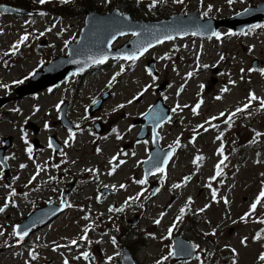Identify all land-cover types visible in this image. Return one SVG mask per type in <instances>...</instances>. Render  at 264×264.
I'll return each instance as SVG.
<instances>
[{
    "label": "rangeland",
    "instance_id": "374dc122",
    "mask_svg": "<svg viewBox=\"0 0 264 264\" xmlns=\"http://www.w3.org/2000/svg\"><path fill=\"white\" fill-rule=\"evenodd\" d=\"M130 1L127 4L141 17L156 13L163 7L159 3H165L170 12H179L185 6V11L208 12V16L217 20L232 17L261 0H234L231 5L227 0H184L182 4L173 0H157L152 8H149L152 0ZM16 2L33 11L30 15L32 19L25 18L26 15L0 14V85L40 69V60L46 63L57 54L65 53V41L77 39L83 26L84 10L89 7L80 8V0L68 4L61 3V0H47L43 5L38 0ZM86 2L104 10V7H110L112 0L109 3L106 0ZM48 29L51 30L46 31ZM224 29L219 30L222 35L229 32ZM244 33L247 34L224 35L219 40L188 37L165 43L128 70L124 68L123 72L113 64L101 66L86 77L81 89L72 94L64 93L61 87L51 93L42 90L35 97L27 95L15 100L11 99L15 94L8 93L10 99L1 109H19L13 115H0V137L11 136L13 141L9 157L14 168L8 180L1 177L0 172V207L5 205V200L8 203L5 211L0 213V230L4 232L0 236V264H64L65 260L68 264H87L88 260L81 255L84 253L82 248L88 244L93 264H119L123 246L131 250L136 264H157L171 251L172 238H167L168 229L172 226V219L180 215V209L186 205L185 214L171 234L195 237L200 244V249H196L200 257L183 262H175L168 257L162 264H256L263 239L253 237L260 228L256 218L264 214V198L246 222L240 217L249 212L250 205L264 188V162L255 163L252 151H249V154L240 157L243 160L239 164L231 163L233 169L231 165L225 167L221 173H225L224 177L220 175L215 180L209 179L215 175L217 163L224 159L230 146H244L249 135L241 125L230 128L226 124L219 125L220 113L226 109L232 113L237 107L242 108L249 103L250 93L264 99V72L260 71L264 69V27L248 29ZM24 34H28V40L12 54L13 44ZM124 40H117L112 46ZM164 56L170 58L160 59ZM150 58L155 60V75H150L147 69L146 62ZM254 59L261 69L250 66ZM204 65L208 67L196 72ZM116 73L120 74L115 76ZM188 73L192 75L189 77ZM72 80L75 85L82 82L76 78ZM164 81L167 84L157 91L156 86ZM71 85L70 82L68 86ZM106 87L110 96L101 109L89 115L88 107L103 94ZM223 88L228 91L221 92ZM5 89L0 87V96L6 97ZM158 96L171 108V120L159 130V143L161 146L175 145L179 138V147L168 169L146 179V183L141 185L136 181L143 179L141 164L148 154L151 138L138 143L135 136L141 123L134 120ZM217 96L221 98L216 99ZM61 98L68 101V111L69 107L71 109L68 115L79 125L72 139H69V131L55 121L59 111L53 106ZM129 100H132L131 104ZM121 104L124 107H118ZM197 104L199 108L194 114L192 108ZM177 105L181 106L180 109L173 112ZM246 111L249 116L240 122L248 124L254 130L255 138L264 142V129L261 127H264V108H261L260 100L251 101ZM237 115L241 117L240 113ZM212 117L217 119L211 121ZM97 121L101 123L99 131L95 130ZM206 121L210 123L206 124ZM45 124L48 126L45 127ZM214 124L217 125L216 133L209 128ZM198 125H204L207 130L198 128ZM113 128L116 132L112 131ZM23 132L29 140L36 136L43 145H30L43 166V169H36L42 170L41 173L34 171L32 163L25 158L27 144ZM220 132H224V136L216 140ZM52 133L63 145L56 153L52 148L44 147L47 135ZM195 133L198 134L193 140ZM256 133L261 135L256 136ZM223 141L228 148L223 146V155H220L217 150ZM261 153L264 154V151ZM113 156L117 157L115 161ZM197 156L203 159L193 164ZM121 160L123 164L119 163ZM21 164L25 167L21 168ZM185 177L191 179L184 181ZM72 180L75 183L68 190L70 198L65 210L43 227L32 231L25 239L27 243L12 245L13 224L48 201L59 202L61 189ZM121 184L125 187L120 188ZM155 184H162V190L150 197V190ZM174 184H181V187L173 188ZM108 187L112 189L107 190ZM13 189L15 195L10 196ZM212 189L217 192L216 200L211 197ZM205 205L209 207L204 212L196 213ZM135 216L137 221L131 224ZM156 220L160 223H155ZM90 224L92 227L87 232V240H82L83 230ZM111 236H116L115 244ZM244 238H247L246 244L241 243ZM72 240H76L77 245H71ZM57 245L60 247L57 248ZM30 251L35 252V259L29 256ZM206 251L212 255L206 257ZM108 257H112V263Z\"/></svg>",
    "mask_w": 264,
    "mask_h": 264
},
{
    "label": "water",
    "instance_id": "95a60500",
    "mask_svg": "<svg viewBox=\"0 0 264 264\" xmlns=\"http://www.w3.org/2000/svg\"><path fill=\"white\" fill-rule=\"evenodd\" d=\"M0 8H4V7L0 5ZM247 9H249L247 13L241 11L239 12L241 13L240 15L236 14L233 15L232 17L221 20H214L212 18L202 19L201 17H198V12H191L186 15L182 13L172 14L168 18H165L163 20H158L155 22H151V21L138 22L136 20H132L130 19L127 13H123L121 16V13L117 9H114L111 12H107L104 14H98L91 10H87L84 20V25L81 28L78 39L75 42L68 45V54L66 56L60 55L56 57L53 61H51L48 65L44 66L41 71H39L35 76L32 77L34 79L31 80V84H29L27 87H30L36 81H38L36 77L39 76L40 74H43V76L40 79L44 78L45 80L40 82L39 84H35L34 86L30 87L27 91H24L23 93L26 94L28 92L29 93L34 92L38 90V88H42L47 85L58 83L63 78H66L67 76L71 75V73L75 72L78 67H83V62L86 61L88 57H98L99 55L103 54L106 55L108 58H116V57L122 58L124 53L132 52L138 46L139 43H144L151 40L153 45L157 44L155 43L154 40L151 39V37L148 34L141 31L145 27L156 30L157 34L167 30L166 34H170L175 38V37H183L185 35L197 32L198 28L202 23H206L210 25L212 30H216L218 26H224L235 29V31L242 32L246 27L264 21V1L258 2L255 6L248 7ZM123 17H127V20L124 22L125 26L117 25L116 21L122 19ZM127 25H130L131 27H128ZM117 30L122 31L125 34L132 33L133 31L140 32L141 34L139 36H133L122 46L113 49L111 48V45H108L107 40L110 39L111 35H113ZM177 30L181 31L182 34L177 35L176 34ZM196 36L206 37L208 36V34L207 33L203 35L197 34ZM119 37L120 36H117L116 39ZM70 60H79L82 63L81 64L69 63L68 61ZM91 65L93 64L89 61V66ZM148 66L152 70V64H150V62L148 63ZM88 67L85 68L84 71L79 72V74H83L86 71V69H88ZM105 99L106 96H103L95 104H93L90 109V113L100 109L102 102ZM158 104L161 106L160 100H158L154 106ZM154 106H152L151 108H153ZM167 109L168 108L165 107L163 109V113L161 114L168 116ZM154 110L155 108L152 109L151 111ZM150 117H151L150 115H146V117L144 115L141 118V120H144V125L142 127V130L138 134V138H144V136L147 133L146 126L148 124L152 125V132H153L154 119L153 118L150 119ZM60 121L67 128H72V125L70 124V122L67 121V119H65V117H62ZM96 129L99 130L100 126L97 127ZM56 147H58V145H56ZM3 150H4L3 148L0 149V161H3L4 163ZM171 150L172 149L170 147L160 148L157 142L154 143V147L150 148L149 150V157L143 162L144 176L146 179L156 174L154 166L162 163L161 160L156 159L157 154L160 157H163L165 153ZM150 157L152 158L151 160ZM166 165H164V168L166 167ZM157 189H159L160 191V187H154L150 194L155 195L157 192H159L156 191ZM62 209H63V204L58 206L47 204L44 207L38 208L33 212H31L24 219L23 222L18 224L19 228L17 230L27 231L28 234H30L33 229L41 227L46 223H48L53 218H55L61 212ZM136 221H137V217L135 216L134 219L130 221V223L134 224ZM34 222H35V226H33ZM189 245L192 244L188 240L182 238L180 235L174 236L173 250H177L180 246H189ZM194 255L195 253L193 251V254L191 256H188L186 254H181L173 257L174 260L191 259L194 258ZM121 264H135L132 256L130 255V253L126 248H122Z\"/></svg>",
    "mask_w": 264,
    "mask_h": 264
},
{
    "label": "snow or ice",
    "instance_id": "6c2138e0",
    "mask_svg": "<svg viewBox=\"0 0 264 264\" xmlns=\"http://www.w3.org/2000/svg\"><path fill=\"white\" fill-rule=\"evenodd\" d=\"M39 4L43 5L47 2V0H38ZM68 0H61V3H67ZM106 2H110V0H106ZM174 3H178V4H182L184 2V0H173ZM227 2L231 5L234 0H227ZM157 3V0H152V3L149 5V8H152V7H155ZM211 10V5H209V11ZM244 13H247L249 11V9H244L243 10ZM41 15H44V13H40ZM241 13H237V15H240ZM204 16H208V12H204L203 13ZM122 16V14H121ZM127 20V17H123L122 19L120 20H117L116 21V24L117 25H120V26H125L124 22ZM55 25H53L54 27ZM128 27H131L130 25H127ZM258 27H264V25H261V24H256V25H252L251 28L249 29V31L255 29V28H258ZM51 29H48L46 31H50ZM142 32L148 34L152 40L155 41V43L159 44V43H163L164 40H172L174 37L170 34H166L167 30H165L164 32H160L159 34H157V31L156 30H153V29H150V28H147L145 27L144 29L141 30ZM208 34V38L209 39H212L213 37H215L217 40H219L222 36V33H220L219 31H215V30H212L210 25L206 24V23H202L200 25V27L198 28L197 32H194L192 33L193 35H197V34H200V35H203V34ZM125 33L122 32V31H115V33L113 35H111V38L107 40V43L108 45H111L112 41H114L116 39L117 36H122L124 35ZM141 33L140 32H135L133 31L132 32V35L133 36H139ZM177 35H180L182 34L181 31L177 30L176 32ZM237 33L229 30L228 33H225L224 35H236ZM243 34H247V33H243ZM41 36L44 35L43 32L40 33ZM28 34H24V35H21L19 41H17L15 44H13L12 46V54H15L16 51L18 50V47L20 44L24 43L26 40H28ZM153 46L151 40L147 41V42H144V43H139L138 46L130 53H124L122 58L126 61H132V62H135L137 59H139L140 56H143L145 52L148 51L149 48H151ZM65 47H68V41H65ZM8 53H5V55H7ZM108 57L106 55H99L98 57H88V59L86 61L83 62V67H78L76 69L75 72L71 73V75H76L77 73L79 72H82L84 71L85 68H87L89 66V61L92 63V64H102L105 62V60L107 59ZM170 57H167V56H164V57H161L160 59H168ZM221 59H223V57H221ZM69 63H73V64H81L82 62L79 61V60H70L68 61ZM203 67H208L207 65H204ZM253 69H249V71H252ZM121 72L124 71V67L121 66V69H120ZM149 71V74L151 75V69L148 70ZM241 71H244L243 69ZM260 71L264 72V69H261ZM120 73H116L115 76H118ZM30 76H34L35 75V72H32L29 74ZM189 77L192 75V73H188L187 74ZM115 76H113V80H115ZM27 79V77L25 78ZM153 79H156L155 76H153ZM24 81L23 80H19V81H14V83L16 84H21L23 83ZM111 82L112 81H109V86H111ZM229 83H234L233 81H230ZM0 87H7V85H0ZM201 87H204L203 85ZM49 92L52 91L51 88L48 89ZM228 91L227 88H223L221 89V92H226ZM142 94V93H141ZM140 95V94H138ZM177 95H179V92L177 93ZM137 97H133V99H136ZM221 97L220 96H217L216 99H220ZM260 100V106L261 108H264V99H260L258 97L255 96L254 93H250L249 94V103H246L243 105V107H237L235 109L234 112L230 113V114H227V118L225 120V123L227 124V126L230 128L232 126V122L234 120V118L236 117L237 114L239 113H242L244 112L245 110H247L250 106V103L251 101H254V100ZM97 101L96 100H93L92 103L95 104ZM63 103V101H61L60 103L56 104L55 107L57 108V110L60 109V104ZM129 104L132 103V100H129L128 101ZM118 107L122 108L124 107L123 104L119 105ZM180 105H177L176 107H174L172 109L173 112H176L178 109H180ZM184 107H187V105H185ZM199 108V104H197L195 107L192 108V112L195 114L197 113V110ZM148 115H150L153 119H154V127H153V143L157 142L158 139H159V133L156 131V129L160 126H162V124L165 122V121H170L171 120V117L170 116H165L163 114H161L160 112L158 111H151L150 113H148ZM226 114L225 113H220V116L221 117H224ZM217 119L216 117H212L210 118V120H215ZM206 124H209L210 121H206L205 122ZM48 125L45 124V127H47ZM214 127V125H211ZM77 128H79V125L76 126ZM198 128H204V125H198L197 126ZM204 130L206 131L207 129L204 128ZM113 132H116V129L113 128L112 130ZM69 133H70V136H69V139H72L74 137V133L72 132V129H69ZM198 133H195L194 136H193V140L195 139V135H197ZM261 134L260 133H256V136H260ZM224 136V132H220V134L216 137V140H221L222 137ZM119 138V137H118ZM68 143V140L65 141V144ZM139 143V141H138ZM49 147H52V143L51 141L49 142ZM175 147H179V138L177 139V141L175 142V145L174 146H170V148L172 149L171 151L165 153L163 155V157H160L158 154H157V157L156 159L158 160H161L162 163L154 166L155 167V172L156 173H164L165 172V168H164V165H166L170 159V157L172 156L173 154V151H174V148ZM29 154H31V146H29V148L27 149ZM97 151L99 152L100 149L97 148ZM218 153L220 155H223V144L221 143L220 145V148L217 150ZM8 158L5 157L4 160L6 161ZM117 159L116 156H113L112 157V160L115 161ZM152 158L150 157V160ZM203 157L202 156H197L193 159L192 163L193 164H197L198 161L202 160ZM226 159V157H225ZM120 164H123L124 161L121 160L119 161ZM3 165V161H0V166ZM222 165H224V159H221L217 165H216V172H215V175L210 177L209 179L210 180H215L216 177L220 176L221 175V167ZM21 168L25 167V165L21 164L20 165ZM39 167V166H38ZM58 167V166H57ZM114 170V169H113ZM94 171V170H93ZM111 174V173H109ZM32 179L34 180L35 179V176L32 177ZM191 177H185L184 178V181H188L190 180ZM29 183H31V181H29ZM136 183L138 184H145L146 183V179H140V180H137ZM120 188H124L125 185L121 184L119 186ZM173 188H179L181 187V184H174L172 186ZM209 187H211V185H209ZM156 191H159V189H157ZM10 196H13L15 195V190L13 189L12 192L9 194ZM211 197L213 200H216L217 198V192L215 189H212V192H211ZM138 198V197H137ZM264 198V188H262V190L260 191V193L258 194V196L256 197V200L250 205V209H249V212L245 213L244 216L240 217V220L241 221H244L246 222L247 219L250 217V215L255 211V209L257 208V205L261 202V199ZM191 202V197H189V204ZM226 204L228 203L227 200L224 201ZM65 202L64 201H61V204H64ZM67 206H71V205H67ZM8 207V203H5V205L3 207H0V213L4 212L5 211V208ZM188 207V205H186L185 207H182L180 209V215H178L176 217V221H179L181 220V218L183 217V215L185 214V211H186V208ZM209 207V205H205L204 208H201V209H198V212H204L205 209ZM109 211H121V209H109ZM85 219H87V217H85ZM262 223H264V221H261ZM155 223L159 224L160 223V220H156ZM235 223V222H234ZM33 226H35V222L33 224ZM175 223L169 227L168 229V232L169 234H171L173 228L175 227ZM92 225L90 224L88 227H86L83 231H84V235L81 236V239L82 240H87V232L89 231V228H91ZM19 228V225H15L13 226V232L11 233V235L13 236H16L18 237L19 239L17 240V243H20V241H22L24 239L25 236L28 235V232L27 231H18L17 229ZM213 235H215V230H213ZM4 235V232L2 230H0V236ZM262 237V233L261 232H258L256 234V236L253 237V239H260ZM115 238L112 239V243L115 244ZM247 242V238H244L241 243L242 244H246ZM71 245H77V241L76 240H72L71 242ZM57 248L60 247V245H57L56 246ZM198 246L197 245H189V246H180L177 250H173V251H169L168 253V257H171V256H177V255H181V254H186L188 256H191L193 254V251L197 248ZM235 251V250H233ZM82 255L87 258L89 253L87 252H84L82 253ZM29 256L32 257L33 259L36 258V254L35 252L33 251H30L29 252ZM168 257H162L160 261H157V264H162V261L163 260H166ZM109 261L112 260V257H108L107 258ZM259 260L264 262V252H262L259 256ZM64 264H68V261L65 260ZM235 264V262H234Z\"/></svg>",
    "mask_w": 264,
    "mask_h": 264
},
{
    "label": "trees",
    "instance_id": "16d2710c",
    "mask_svg": "<svg viewBox=\"0 0 264 264\" xmlns=\"http://www.w3.org/2000/svg\"><path fill=\"white\" fill-rule=\"evenodd\" d=\"M12 1V0H11ZM81 6L80 8H84L85 6H88L89 4L86 2V0H80ZM127 1L124 0H118L114 6H118L124 10H127L132 16H136L135 14H137L135 11L132 10V7L130 6V4H127ZM113 7V6H111ZM110 8V7H109ZM169 9H159L156 13H152V16H161V15H165V13L168 12ZM261 148V149H260ZM256 150V155L261 154V151H264V145L263 143H259L256 145L255 147ZM260 159V158H259ZM258 159V161H259ZM261 233H262V237H264V226L261 228ZM209 255H212L209 252Z\"/></svg>",
    "mask_w": 264,
    "mask_h": 264
}]
</instances>
